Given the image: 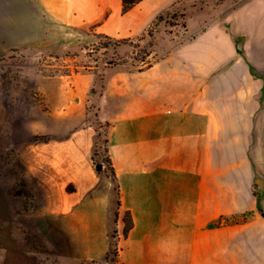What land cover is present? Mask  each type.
Returning <instances> with one entry per match:
<instances>
[{"label":"crops","instance_id":"obj_1","mask_svg":"<svg viewBox=\"0 0 264 264\" xmlns=\"http://www.w3.org/2000/svg\"><path fill=\"white\" fill-rule=\"evenodd\" d=\"M176 1L141 0L122 13L121 0H0V51L75 48L95 33L132 38ZM196 26L142 70L109 68L98 92L92 72L52 77L54 86L44 92L52 114L85 113L90 93L95 97L119 187L118 211L129 210L133 220L123 238L117 218L122 262L264 264V184L260 197L253 187L264 174V0ZM69 159L60 157L62 172ZM64 187L61 175L47 211L63 214L73 206L65 203ZM248 212L244 221L211 225ZM61 223L70 241L83 237L91 252L99 248L98 216L96 223L68 216ZM1 257L36 264L18 248Z\"/></svg>","mask_w":264,"mask_h":264},{"label":"rangeland","instance_id":"obj_2","mask_svg":"<svg viewBox=\"0 0 264 264\" xmlns=\"http://www.w3.org/2000/svg\"><path fill=\"white\" fill-rule=\"evenodd\" d=\"M247 1L177 0L163 9L167 12L151 28L152 37L140 34L119 42L99 39L95 33L92 41L75 48L30 46L0 51V264H16L1 257L15 248L29 253L36 264H112L104 259L105 251L111 243L119 248L117 188L107 161L104 124L95 115V97L90 93L85 113L52 114L50 96L44 92L52 85L51 78L92 72L98 92L109 68L136 70L188 38L193 32L190 25L204 27L224 20ZM144 50H150V55L144 57ZM60 143L68 148L59 149ZM54 156L59 159L51 168ZM61 156L70 158L64 163L65 172L60 170ZM96 163L102 169L96 170ZM74 169L82 176L81 184L72 179ZM61 175L68 196L65 203L73 206L55 214L47 210L52 185ZM258 179L253 187L260 197L264 174ZM65 216L86 223H96L98 216L100 237L94 246L99 248L91 252V244L83 237L70 241L61 223ZM121 229L120 221V236ZM80 234H84L82 227Z\"/></svg>","mask_w":264,"mask_h":264},{"label":"trees","instance_id":"obj_3","mask_svg":"<svg viewBox=\"0 0 264 264\" xmlns=\"http://www.w3.org/2000/svg\"><path fill=\"white\" fill-rule=\"evenodd\" d=\"M141 0H121V11L122 13L127 12L128 10H130L132 7H134L136 4H138ZM167 10H162L160 11L155 18L153 19V21L151 22V24L149 25V27L141 34V36L144 35H148L149 37L153 36V32H152V27L159 22L160 20H162L163 18V14L166 13ZM97 37L100 38H106V39H112V37L108 36V35H104V34H97ZM131 38H120L119 42H126V41H130ZM107 45V44H105ZM149 46H152V43L149 44ZM151 53L150 50H144L143 54L144 57L149 56ZM144 60V58L142 59V61ZM124 63V62H123ZM151 63L147 62L144 66L138 67L136 70H142L143 68L149 66ZM106 142V140H105ZM106 153H107V149H106ZM107 161H108V165L109 168L111 170V175L112 178L114 179V181L116 182V176H115V171L112 167L111 161L107 156ZM116 188H117V195L119 197V187L116 184ZM117 205L119 208V198L117 199ZM251 215V212H248L246 215H243L241 217H219L217 220H215L211 225L216 226V225H221V224H229V223H234V222H240V221H244L248 218V216ZM118 216H120V221L122 223V229H121V234L123 238L127 237V234L129 232V230L132 228L133 226V220H132V216L129 210H124L122 212L119 213V211L116 212V217L118 218ZM114 237V236H113ZM104 259L106 261L111 262L112 264H130V263H125L122 262L118 259V250H117V244L116 243H111L110 247L108 248L107 252L105 253Z\"/></svg>","mask_w":264,"mask_h":264},{"label":"water","instance_id":"obj_4","mask_svg":"<svg viewBox=\"0 0 264 264\" xmlns=\"http://www.w3.org/2000/svg\"><path fill=\"white\" fill-rule=\"evenodd\" d=\"M95 168H96V170L102 169V164L101 163H96L95 164Z\"/></svg>","mask_w":264,"mask_h":264}]
</instances>
